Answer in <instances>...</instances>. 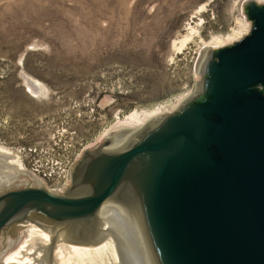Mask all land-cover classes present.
Listing matches in <instances>:
<instances>
[{
    "label": "water",
    "instance_id": "1",
    "mask_svg": "<svg viewBox=\"0 0 264 264\" xmlns=\"http://www.w3.org/2000/svg\"><path fill=\"white\" fill-rule=\"evenodd\" d=\"M244 7L251 32L206 56L194 92L86 151L64 194L0 163V264L18 221L103 242L107 200L134 215L155 264H264V5Z\"/></svg>",
    "mask_w": 264,
    "mask_h": 264
},
{
    "label": "rangeland",
    "instance_id": "2",
    "mask_svg": "<svg viewBox=\"0 0 264 264\" xmlns=\"http://www.w3.org/2000/svg\"><path fill=\"white\" fill-rule=\"evenodd\" d=\"M245 4L0 0V147L13 167L64 194L69 171L104 142L110 126L131 113L180 106L201 80L205 50L251 32ZM30 222H17L27 226L24 239ZM123 244L117 242L121 252ZM97 260L91 264H107Z\"/></svg>",
    "mask_w": 264,
    "mask_h": 264
},
{
    "label": "bare ground",
    "instance_id": "3",
    "mask_svg": "<svg viewBox=\"0 0 264 264\" xmlns=\"http://www.w3.org/2000/svg\"><path fill=\"white\" fill-rule=\"evenodd\" d=\"M210 47L205 50L206 56L210 53ZM206 56L201 58L199 70L200 68H203V61ZM194 89L191 94L194 92ZM163 109L164 107L162 106L153 109L151 108L146 110L141 116L136 112L131 113L128 117L129 119L126 120V123L121 122L122 125L120 126L114 123V125L110 126L111 128L108 129V131H105V134H103L104 136L102 137L104 138V141L109 139L113 140L121 135V133L133 130L135 127L146 123L147 120L161 116L160 112H162ZM91 150L87 148L86 151L90 152ZM0 160H3L2 162L10 165L13 157L10 156L9 152L0 147ZM2 162L0 161V163ZM11 166L13 165L11 164ZM70 172L71 170L69 171V179L71 178ZM100 211L104 217L103 220L105 227H107V234L103 242L96 245H85L80 242L76 243L69 241L68 239H60L56 235H52L44 230V227L30 222L26 229V238L21 241L16 248L5 255L3 259L4 264H91V262L97 259L103 260L104 258L107 264H155L153 256L150 252L148 254L147 249L144 248V245L147 244L143 243L141 228H138V226L135 225V221L133 220L136 219L129 213L122 203L107 200L100 207ZM113 221L114 225L110 226L113 224ZM120 240H123L124 243L123 250L125 252H122L126 254V259L117 245V242L119 243ZM49 249H51V255H53L52 260L48 258L49 253L47 252Z\"/></svg>",
    "mask_w": 264,
    "mask_h": 264
},
{
    "label": "flooded vegetation",
    "instance_id": "4",
    "mask_svg": "<svg viewBox=\"0 0 264 264\" xmlns=\"http://www.w3.org/2000/svg\"><path fill=\"white\" fill-rule=\"evenodd\" d=\"M132 215V214H131ZM132 216H134V215H132ZM51 251V250H50ZM49 250H48V252L47 253H49L50 252ZM49 256V255H48Z\"/></svg>",
    "mask_w": 264,
    "mask_h": 264
},
{
    "label": "built area",
    "instance_id": "5",
    "mask_svg": "<svg viewBox=\"0 0 264 264\" xmlns=\"http://www.w3.org/2000/svg\"><path fill=\"white\" fill-rule=\"evenodd\" d=\"M68 184V182H66Z\"/></svg>",
    "mask_w": 264,
    "mask_h": 264
}]
</instances>
